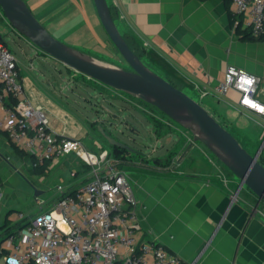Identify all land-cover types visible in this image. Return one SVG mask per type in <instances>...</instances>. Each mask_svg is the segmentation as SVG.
Wrapping results in <instances>:
<instances>
[{
    "label": "crops",
    "instance_id": "obj_1",
    "mask_svg": "<svg viewBox=\"0 0 264 264\" xmlns=\"http://www.w3.org/2000/svg\"><path fill=\"white\" fill-rule=\"evenodd\" d=\"M24 1L37 20L67 46L126 66L101 22L94 0ZM107 1L118 12L120 31L145 50V63L164 78L182 84L191 97L255 153L264 140V120L240 108L237 92L230 91L226 97L216 92L229 65L264 74V40L243 38L244 31L235 27L230 0ZM19 66L24 96L46 112L53 131L81 140L91 152L108 151L115 158V147L104 150L94 141L87 126L91 122L81 119L67 99L60 100L49 78L41 81L29 77L23 69L30 68L20 62ZM71 77L77 79L74 72ZM94 84L104 99H110V95L132 103L131 97ZM93 122L99 125L100 121ZM151 123L155 126L152 153L133 149L118 166L126 173L137 199L145 237L160 243L184 263L264 264V202L258 204L257 197L248 188H240L239 180L230 172L229 185L220 176L215 177L218 168L206 157H192L191 149L196 144L182 157L191 143L186 147L187 141L180 133L178 140L158 147L175 132L156 126L158 121L153 118ZM167 159L170 161L165 164ZM90 173V167L71 154L50 164L45 175L64 184L68 191H75L91 178Z\"/></svg>",
    "mask_w": 264,
    "mask_h": 264
},
{
    "label": "built area",
    "instance_id": "obj_2",
    "mask_svg": "<svg viewBox=\"0 0 264 264\" xmlns=\"http://www.w3.org/2000/svg\"><path fill=\"white\" fill-rule=\"evenodd\" d=\"M230 2L235 27L254 40H264V0ZM0 14L9 24L1 8ZM230 91L239 94L240 108L264 120V74L229 65L216 92L226 97ZM0 131L34 159L33 168L74 154L91 170V178L75 191L58 184L51 206L46 208L44 201L36 199L39 209L35 214L10 215L11 227L27 221L29 224L7 234L0 243V264H198L184 263L163 245L145 237L137 199L126 173L118 168L120 161L108 151L91 152L81 140L52 130L46 112L24 96L19 61L2 37ZM220 179L227 185L231 183L230 178Z\"/></svg>",
    "mask_w": 264,
    "mask_h": 264
},
{
    "label": "water",
    "instance_id": "obj_3",
    "mask_svg": "<svg viewBox=\"0 0 264 264\" xmlns=\"http://www.w3.org/2000/svg\"><path fill=\"white\" fill-rule=\"evenodd\" d=\"M94 2L110 40L128 69L104 64L67 46L37 20L24 0H0V8L10 26L43 54L106 87L140 99L191 132L193 142L182 157L194 144H203L239 180L240 188H248L257 197L258 204L264 202V166L258 160L264 140L254 154L250 153L199 101L153 71L135 54L115 22L107 0ZM106 138L112 147L135 151L110 135ZM31 186L36 198L44 194L34 184ZM237 195L238 192L234 197ZM28 224L24 223L21 228Z\"/></svg>",
    "mask_w": 264,
    "mask_h": 264
},
{
    "label": "rangeland",
    "instance_id": "obj_4",
    "mask_svg": "<svg viewBox=\"0 0 264 264\" xmlns=\"http://www.w3.org/2000/svg\"><path fill=\"white\" fill-rule=\"evenodd\" d=\"M12 31L6 20L0 17V35L22 66L26 65L31 70L26 71V69H23L24 74L33 78L37 77L41 81L49 78L55 84V89L58 91L57 95L61 96L60 100L67 99L68 105L81 119L91 122L87 125L90 136L102 149L109 151L113 149L106 138V135H110L132 149H136L146 155L151 154L155 145L153 133L155 126L151 123V118L158 121V123H155L156 126L168 127V133L175 132L172 136L165 138L166 140L161 142L158 147H162V144L168 145L171 141L178 140V137L180 138L178 133L182 135V139H186L188 143L185 144L186 147L193 142L194 135L191 132L181 128L169 118L146 105L138 103L135 100H132V103L127 101L128 103L126 102V104L123 103L120 97L113 99L110 95H108L110 99L107 97L104 99L100 96V90L96 89L97 87L94 83H97L103 90L110 89L111 93L116 91L78 72H75L77 79L72 78L71 72L74 71L68 70L66 66L50 58L48 55L38 54L35 48ZM95 59L120 69H128L127 65L115 62L109 63L98 58ZM88 80H92L93 83ZM115 94L129 97L127 94L118 91ZM96 119L100 121L99 125L94 124L95 122L93 121ZM229 131L231 132V130ZM191 150L194 154L192 155L193 158L206 157L218 168L215 177H230L229 170L225 166H222V163L203 144L197 143ZM9 153L12 154L10 155ZM97 153L100 154L99 151ZM250 153L254 154L253 152ZM13 154L17 155L20 161L18 158L12 156ZM139 155L142 156L141 154ZM5 156L11 157L7 159ZM169 161L167 159L164 163L167 164ZM0 163V177H2L3 182V188L0 193V238H2L6 233L4 224L7 213L10 210L15 211L16 214H35L39 209L36 199L44 201L46 208L51 206L57 197L55 188L58 183L56 180H50L51 176L49 175L42 177L31 175L29 172L32 168L31 162L23 159L19 154V149L11 145L2 135H0ZM233 177L236 178L235 176ZM29 182L34 184L39 190L44 191V194L36 198Z\"/></svg>",
    "mask_w": 264,
    "mask_h": 264
},
{
    "label": "trees",
    "instance_id": "obj_5",
    "mask_svg": "<svg viewBox=\"0 0 264 264\" xmlns=\"http://www.w3.org/2000/svg\"><path fill=\"white\" fill-rule=\"evenodd\" d=\"M110 6V9H111V13H112V16L115 20L116 23H118V19H119V15H118V12L115 10V8L113 7L112 4H109ZM245 35L243 38H245L246 40L248 39H251V36L249 34H247L246 32H243ZM123 34V37L125 38V40L127 41L128 45L130 46V48L135 52V54L145 63L144 61V58H145V55H146V52L143 48H141L134 40H132V38L128 35V34H125V33H122ZM146 64V63H145ZM147 65V64H146ZM148 66V65H147ZM166 80H168L169 82H171L174 86H176L177 88L181 89V90H184V86L176 81H174L172 78H165ZM89 82H92V80H88ZM186 92V91H185ZM129 97H131V99L137 101L138 103H141L143 105H146L147 107L149 108H152L156 111H158L156 108L152 107L151 105L141 101L140 99H137V98H134L130 95H128ZM159 113H161L160 111H158ZM162 114V113H161ZM163 116H165L164 114H162ZM166 117V116H165ZM216 117V116H215ZM168 118V117H167ZM217 118V117H216ZM218 119V118H217ZM219 120V119H218ZM220 121V120H219ZM221 122V121H220ZM222 123V122H221ZM223 124V123H222ZM223 126H225L223 124ZM226 127V126H225ZM182 128V127H181ZM227 128V127H226ZM0 135L4 136V137H7L5 133H3L2 131H0ZM14 146V145H13ZM244 147V146H243ZM245 148V147H244ZM115 159L120 161V162H124L126 161V153L128 152L127 150L125 149H121V148H117L115 147ZM19 154L26 160H29L31 162V164L34 163V159L28 155H26L23 151H20L19 150ZM259 162L264 166V149L261 153V155L259 156L258 158ZM50 165V163H46L45 165L43 166H40V167H37V168H31L30 169V173L31 175L33 176H37V177H41V176H44L46 174V171L48 170V166ZM122 166V165H121ZM230 172V171H229ZM231 173V172H230ZM232 174V173H231ZM233 175V174H232ZM234 176V175H233ZM15 212L13 210L9 211L7 213V218H6V221H5V229L6 230V233L4 234V236L2 238H0V243L5 239L6 235L7 234H10V233H16V231L18 229H21L22 225L24 224H18L16 226H13L11 227V220H9V217L10 215ZM28 222V221H27ZM26 223V222H25ZM11 227V228H9Z\"/></svg>",
    "mask_w": 264,
    "mask_h": 264
},
{
    "label": "bare ground",
    "instance_id": "obj_6",
    "mask_svg": "<svg viewBox=\"0 0 264 264\" xmlns=\"http://www.w3.org/2000/svg\"><path fill=\"white\" fill-rule=\"evenodd\" d=\"M100 62V61H99ZM103 63V62H102ZM105 64V63H104Z\"/></svg>",
    "mask_w": 264,
    "mask_h": 264
}]
</instances>
